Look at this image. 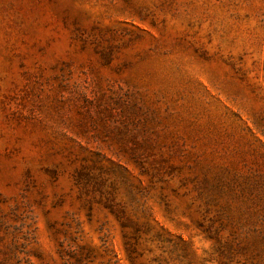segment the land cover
<instances>
[{
    "label": "rangeland",
    "instance_id": "obj_1",
    "mask_svg": "<svg viewBox=\"0 0 264 264\" xmlns=\"http://www.w3.org/2000/svg\"><path fill=\"white\" fill-rule=\"evenodd\" d=\"M0 264H264V0H0Z\"/></svg>",
    "mask_w": 264,
    "mask_h": 264
}]
</instances>
